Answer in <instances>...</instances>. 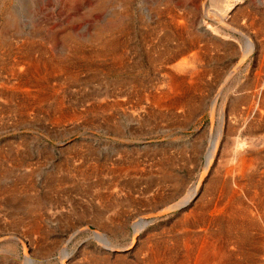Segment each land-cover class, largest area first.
Masks as SVG:
<instances>
[{
	"label": "rangeland",
	"instance_id": "374dc122",
	"mask_svg": "<svg viewBox=\"0 0 264 264\" xmlns=\"http://www.w3.org/2000/svg\"><path fill=\"white\" fill-rule=\"evenodd\" d=\"M203 3L0 0V264H27L25 251L30 264H63L64 255L67 264H85L87 255L135 264L148 238L206 201L237 140L263 137L252 128L258 113L248 106L258 104L248 92L264 83V54L245 19L233 16L236 8L264 9V0ZM171 8L185 13L191 34L204 37L200 60L185 68L195 73L186 75L188 95L179 108L151 99L166 90V70L181 59L158 53L175 28L166 14ZM118 19L129 27L123 62L104 35L95 37ZM118 33L115 43L125 36ZM31 59L46 66L30 68L34 78L21 83ZM193 192L191 206L160 213Z\"/></svg>",
	"mask_w": 264,
	"mask_h": 264
},
{
	"label": "bare ground",
	"instance_id": "6f19581e",
	"mask_svg": "<svg viewBox=\"0 0 264 264\" xmlns=\"http://www.w3.org/2000/svg\"><path fill=\"white\" fill-rule=\"evenodd\" d=\"M207 1L208 0H204L203 4ZM159 9L160 8L156 7V13L160 12ZM167 13L171 24H173L175 28L170 26L172 30L168 29V31L171 36L165 37V40L158 45V53L160 56L168 54L172 55L170 57L181 56V59H176L175 64L170 67L171 69L166 70L164 75L165 84L167 85L166 90H161L162 92L153 94L151 99H153V104L156 106L170 104L171 106L179 108L183 106L185 99H187L186 96L188 95V77L186 78V75L191 76L195 73L194 71H187L188 68L185 71V68L191 63L200 60L199 58L202 53V45L200 43L204 37L203 35L191 34L189 28L185 24V13H175L172 8L171 10L169 9V12H166V14ZM233 17H235L234 19L236 21H238L239 18L245 19L246 26L248 29L254 31V36L259 40V48L264 54V9L260 8L253 12L246 10L242 11L241 9L236 8ZM231 23L234 25L232 27L230 26L232 30L243 31L233 22ZM224 25L226 24L224 23ZM116 31L121 33V35H125L124 37L122 36L124 38L123 41L115 43L114 39H112ZM180 31H182L183 34L177 37ZM128 32L129 27H127L126 22L118 19V21L115 20L111 25H107L104 29H97L95 37L99 38L104 35V38L106 37L107 39V48L113 49L116 52L120 51L121 53L119 55L123 62L126 60L123 59V55L124 50L128 46V43L125 42ZM173 33L174 37H172ZM249 42V45L252 47L248 46V50H255L256 43L254 39L251 38ZM204 48L203 50H205ZM37 57H39V55ZM170 57H167L166 59H169ZM28 65L29 70L27 71H29V76L25 73L26 77L25 79L23 78L24 80L21 83H27L30 77L34 78V73L31 71L32 68L35 72L39 69L36 68L37 66H46L42 61L34 62L33 59H31V62L27 63L26 66ZM52 65L54 64L52 63ZM189 70L192 69L189 68ZM200 74V76H202V73ZM36 81L38 80H34V82ZM257 81L259 80L257 79ZM263 85L264 83H262V81L261 83L258 82V84L254 86V89L248 92L249 100H256L258 104V107H253L255 105L248 106V113H258L256 114L258 115V118L255 120L256 126H252L255 130H264ZM245 97V95L238 97L233 103L231 109L235 110L236 107L245 100ZM213 157L214 154L212 155V153L207 155V159L211 158L210 165L213 162ZM227 157L228 158H224V163L228 169L226 171L224 169V172L219 171L218 175L220 176V179L216 178L209 183L206 201L200 200L193 206V208H190L187 212L179 214V217L174 223L161 232L159 236L148 238L144 246L139 247V249L137 248V262L135 264H264V135L262 138L254 137L246 141L237 140L234 149L231 151V157ZM206 167L205 170L207 171L208 166ZM194 193L196 192L189 195L184 194L185 196L180 199V201L167 205V207L160 211V213L166 214L172 210L181 209L182 206L184 207L186 204H189L190 200L192 201ZM108 220L114 221L110 218ZM141 226V220H136L134 222V237L130 249L136 247V239L138 237L136 235L140 232ZM92 234L98 239L97 241L102 240L101 245L110 248L108 241L106 242V240L103 239V233L101 234L95 230L92 231ZM24 247L25 250H28L27 245H24ZM111 247L114 248L115 246ZM29 256L30 254L25 251V261L27 264H30ZM66 256L67 255H64L62 258L63 264H67ZM85 262V264H133L128 262L125 257L120 256L115 261L110 262L108 258L100 255H87Z\"/></svg>",
	"mask_w": 264,
	"mask_h": 264
}]
</instances>
